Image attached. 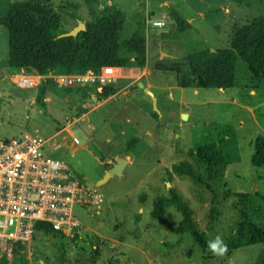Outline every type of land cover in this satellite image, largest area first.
Segmentation results:
<instances>
[{"label":"rangeland","instance_id":"1","mask_svg":"<svg viewBox=\"0 0 264 264\" xmlns=\"http://www.w3.org/2000/svg\"><path fill=\"white\" fill-rule=\"evenodd\" d=\"M12 1L24 0H0V17H6ZM108 1L129 15L121 40L137 29L138 17L134 12L139 6L141 13L142 5L143 11L146 8L153 10L151 19L161 18V11H166V16L162 17L165 22L162 28L150 26V31H147L142 25L138 30L146 41L148 80L158 86L177 84L179 66L181 63L184 65L182 58L185 54L205 48L229 49L233 32L256 15L264 14V0H243L242 3L235 0H51V3L62 16L61 28H68L71 15L85 17L89 9L96 10L98 5L103 7ZM165 1L184 19H191L189 30L178 32L173 28L169 6L159 5ZM224 7L230 10L229 14L224 12ZM200 13L204 16L201 17ZM120 51L124 54L122 48ZM7 59L8 30L0 24V79L4 76L0 80V133L3 137L37 135L47 139L49 152L55 150L51 140H59L63 142V149H58L59 157L78 173H90V179L99 176L104 167L89 150L96 154L95 148H99L101 155L114 161V154L121 156L126 149H132V163L123 168L122 174L112 175L97 187L105 198L99 213L75 208V216L84 225L82 239L80 233L76 240L70 241L59 235L35 232L32 240L15 254L10 264L264 263V244L227 250L223 256L212 254L211 259L204 260L201 249L188 232L172 233L164 223L150 216L157 198L170 197V190H175L194 210L197 226L205 231L209 241L220 236L227 243L238 221V212L233 204L240 200V193L248 192L246 205L250 219L264 229V166H252L245 152L240 163L229 164L225 176L223 174L215 181L214 198L205 186L171 172L172 165L180 161L195 165L188 150L207 141L204 134L209 125H229L237 140H250L261 133L252 123L250 114L231 100L234 98L236 103L256 107L254 114L263 123L264 88H256L254 96L249 94L251 71L246 62L238 58L234 86L224 92L217 88H199V93L194 95L192 89L187 88L184 89L185 102H179L178 90L154 87L158 112L153 109L151 97L137 85L128 95L115 101L100 98L98 103L87 106L82 99L80 106L84 105L85 109H78L77 114H73L76 118H84L77 123L74 120V137L80 142L74 148L66 132L57 139L48 138L57 128L72 122V110L78 106L70 107L73 97L64 87L49 83L46 86L49 100L41 105L36 101L37 89L12 85L10 77L16 69L8 65ZM140 82L145 85L146 78ZM78 88L85 92L82 87ZM169 92L173 96L169 97ZM82 93L77 97L81 98ZM186 111L189 116L184 118ZM154 112L157 117L153 116ZM132 139L137 142L129 147ZM96 140L103 143L112 140L114 143L101 147ZM211 207L215 208L212 214ZM165 215L173 226L181 220L180 213L172 205L166 208ZM103 236L115 240L109 241Z\"/></svg>","mask_w":264,"mask_h":264},{"label":"trees","instance_id":"2","mask_svg":"<svg viewBox=\"0 0 264 264\" xmlns=\"http://www.w3.org/2000/svg\"><path fill=\"white\" fill-rule=\"evenodd\" d=\"M91 13L92 18L85 22L84 31L76 36L58 37L68 30L61 28L62 16L50 0L10 4L6 17H0V24L8 30V65L13 69H34L40 74L82 73L87 70L98 72L103 66L122 69L135 67L141 72L146 66V41L138 32L143 25L138 11L134 12L138 17L137 29L123 40L120 37L127 17L125 12L114 5H105ZM169 17L176 31L184 32L191 28V24L171 6ZM238 58L250 68L251 87L264 88V14L256 15L248 24L236 29L231 35L229 49L211 51L205 48L185 54L182 58L184 65L181 63L179 66L177 85L183 88H232ZM49 83L43 82L37 88L36 101L41 105L45 103L46 86ZM64 90L67 93L72 91L71 87H64ZM116 90L117 85L109 84L102 86L100 92L95 91L99 98H104ZM84 91L81 99L88 96ZM153 116L157 117V114L154 112ZM204 135L207 140L205 143L188 150L195 165L189 161H180L172 165L171 172L187 176L193 183L205 186L214 198L215 181L225 174L228 164L239 161V153L234 132L229 125H209ZM136 142V139L130 140L129 147ZM252 146V166H264V135L258 134ZM167 172L170 173V170ZM170 193V197L157 198L152 206L151 218L164 223L172 233L188 232L201 249L202 258L211 259L212 253L207 248L208 236L197 226L194 210L175 190H170ZM239 198L233 204L238 212V221L235 222L232 237L227 240L228 250L264 244V229L250 219L247 210L248 194L240 193ZM171 205L181 215L176 226L170 224L165 215L166 208ZM214 210L211 207L210 213ZM35 232L62 237L44 222L35 224ZM19 249H24V246L19 245Z\"/></svg>","mask_w":264,"mask_h":264},{"label":"built area","instance_id":"3","mask_svg":"<svg viewBox=\"0 0 264 264\" xmlns=\"http://www.w3.org/2000/svg\"><path fill=\"white\" fill-rule=\"evenodd\" d=\"M144 25L146 30L160 29L165 22L146 15ZM120 77V67L115 66H103L98 72L48 74L21 68L10 80L18 88L37 89L47 81L58 87L101 88L115 85ZM46 140L29 134L6 138L0 133V264H10L22 250L19 245L32 240L37 222L48 224L67 240H76L83 224L75 208L98 214L105 202L97 187H89L65 161L49 154ZM71 140L79 144L76 137Z\"/></svg>","mask_w":264,"mask_h":264},{"label":"crops","instance_id":"4","mask_svg":"<svg viewBox=\"0 0 264 264\" xmlns=\"http://www.w3.org/2000/svg\"><path fill=\"white\" fill-rule=\"evenodd\" d=\"M24 1H27V0H24ZM51 1V0H50ZM21 2H23V1H21ZM12 3H13V1H12ZM110 4V2L108 1V4L107 5H109ZM110 5H112V4H110ZM159 5H165V6H169V2L168 1H165L164 3L162 2V3H160ZM100 7H102V5H98V8H96V10H98ZM172 7V6H171ZM118 8V7H117ZM224 9V12L226 13V14H229L230 13V10L229 9H226L225 7L223 8ZM140 10V11H139ZM94 10L93 9H89V12H88V14L85 16V17H81V16H77V15H71L70 16V18H71V20H70V25L68 26V28H65V27H63V29H66V30H70V29H72L76 24H77V22L78 21H82V22H86V21H88V20H90L91 18H92V13L91 12H93ZM124 12V11H123ZM166 11H164V10H162L161 11V14H162V17H164V16H166V13H165ZM130 13H132V11L130 12ZM138 13H139V15H140V17L142 18V24H143V18H145L146 16L145 15H148V16H150V18H151V16L153 15V10H149V9H145L144 11H143V5H142V13H141V9H140V6H139V9H138ZM133 14V13H132ZM126 15H127V13H126ZM201 17H203L204 16V14L203 13H200L199 14ZM133 16V15H132ZM129 17V15H127V17H126V20H127V18ZM162 17L161 18H159V19H162ZM159 19H152V20H159ZM125 20V21H126ZM187 21L191 24L192 23V21H191V19H187ZM125 24V23H124ZM143 26L145 27V25L143 24ZM191 26H192V24H191ZM174 28V27H173ZM147 31H150V30H147ZM147 58V57H146ZM132 68V69H131ZM130 69H122V68H120V75H121V77H120V79L118 80V81H120L119 82V84L117 85V90H116V92H114L113 94H111V95H108L107 97H104L103 99H105V100H107V101H115L116 99H119V97H121V96H126V95H128L130 92H131V88H133L135 85H137L138 86V84L139 83H141L140 82V80L142 79V78H146V84L144 85V84H142L143 85V87H146V88H148L150 91H152L153 92V94H154V96L156 97V94H155V92L153 91V88L154 87H157L158 89H164V88H167V89H170V90H178L179 92H178V96H179V102H185V99H184V97H185V93H184V89H187V88H191V87H185V88H183V87H180V86H178L177 84H175V83H173V84H169V85H166V86H158V85H153V83L150 81V80H148V75H149V70L147 69V67L145 66L144 67V69L140 72V71H138L136 68H134V67H131ZM4 79V76H2L1 77V79L0 80H3ZM83 89H85L86 90V92H87V94H88V96L86 97V98H83V100L81 99V98H78L77 97V95L78 94H80V93H82V89H79L78 87H74V88H71V92L69 93L72 97H73V99H72V102L69 104V105H71L70 107H75V105L77 106V108L75 109V108H73V110H72V115L74 114V113H76L77 114V110L79 109V110H84L85 109V107H84V105H83V107L82 106H80V100H82V101H84V102H86V105L87 106H91L92 105V103L93 102H99L98 100L100 99L97 95H96V93L94 92V86H86V87H82ZM192 89V94H194V95H197L198 93H199V88H191ZM212 89V88H211ZM256 88H252V87H250V95H256L257 94V91L255 90ZM259 89V88H258ZM95 90H97V92H100L101 91V88H95ZM218 91H220V92H224V91H226V89H222V88H220V89H218ZM60 95V94H59ZM58 95V97H63V96H59ZM168 95H169V97H171V96H173V94L171 93V92H169L168 93ZM233 96H235V94L233 93L232 94ZM87 98H90V100L91 101H88L87 100ZM48 100H49V98H48V96H46L45 97V99H44V101H46V102H48ZM232 100V103L234 104V105H238V107L239 108H241V109H243V110H245L246 112H248L249 114H250V117H251V121H252V123L259 129V132H261V133H258V134H263L264 135V121H263V123L261 122V121H258V116H256L255 114H254V112H255V109H257L256 107H254V106H250V105H248V104H239V103H236L235 101H234V98L233 99H231ZM157 101H158V99H157V97H156V104H157ZM79 112V111H78ZM75 114V115H76ZM75 115H73V120H72V122L71 123H69L66 127H59V128H57L48 138L49 139H53V138H56L57 139V137L62 133V132H66L68 135H69V137L71 138V135H73L74 136V125H75V123H77L79 120L80 121H82V120H84V118L83 117H77L76 118V116ZM185 115L188 117L189 116V113H188V111H186V113H185ZM75 116V117H74ZM65 119L67 120V118L65 117ZM65 120V121H66ZM74 120H76V122L74 123ZM126 120L128 121V118H126ZM243 124V123H242ZM89 126L91 127V128H93V126H91L90 124H89ZM257 134V135H258ZM147 135L148 136H150L151 135V132L150 131H148L147 132ZM234 135H235V140H236V144H237V147H238V153H239V161L238 162H235V163H231V164H236V163H240V161L242 160V153L243 152H245L247 155H248V158H249V160L251 159V156H252V154H253V146H252V141H253V139L255 138H253V139H250V140H237L236 139V134L234 133ZM49 141V140H48ZM53 143V148H54V146L57 144V145H59V147L58 148H54L55 150H50V152H49V150H48V152H49V154H51L52 156H54V157H57V158H60L61 160H63V161H65V159H63V158H61V157H59V155H58V152H59V150L58 149H63V142H61V141H59V140H55V139H53V140H51ZM72 141V140H71ZM91 141V140H90ZM244 141V142H243ZM96 142H97V144L98 145H100L101 147L103 146V145H106V144H109L110 145V143L111 144H113L114 142L112 141V140H105V143H103V141L102 140H96ZM72 143V142H71ZM90 143V142H89ZM79 144H80V142H79ZM79 144H77V145H79ZM72 145H74V148L75 147H77V145H75V144H73L72 143ZM131 150L132 149H126V151L124 152V154L123 155H119V156H117V155H113L114 156V161H112L108 156H103V155H101L100 154V150H99V148L97 149V148H95V153L96 154H94V152H92L91 150H89L88 152L89 153H91L92 155H93V157L95 158V159H97L98 160V162H99V164H100V166H102V167H104L103 168V171H102V173L99 175V176H97V177H94V179H90L89 177H90V173L88 174V173H85V175L84 174H82V173H78L77 171H75L68 163V166L80 177V178H82V179H84L85 181H89V182H95V181H97V180H99L101 177H102V175L105 173V171L108 169V168H110L111 166H113L114 164H115V162H116V160L118 159V158H123V159H125V160H127V164L125 165V167L127 166V165H129V164H131L132 163V157H131ZM91 151V152H90ZM112 152H108L107 154H111ZM104 154V153H103ZM66 162V161H65ZM229 165V164H228ZM227 165V166H228ZM124 167V168H125ZM124 171V169L122 170V172ZM225 172H226V169H225ZM224 176H225V174H224ZM262 177H260L259 179H261ZM254 185H255V183H253ZM255 190H257V188L255 189ZM255 192H257V191H255ZM245 193H248V192H245ZM258 193H259V191H258ZM262 197H264V196H262ZM100 211V210H99ZM83 224V223H82ZM83 228H84V225H83ZM80 238L82 239L83 238V229L80 231ZM63 237V236H62ZM104 238H106L107 240H109V241H114L115 239L114 238H112V237H109V236H103ZM111 245H113V244H111ZM134 262H132V264H133Z\"/></svg>","mask_w":264,"mask_h":264},{"label":"water","instance_id":"5","mask_svg":"<svg viewBox=\"0 0 264 264\" xmlns=\"http://www.w3.org/2000/svg\"><path fill=\"white\" fill-rule=\"evenodd\" d=\"M85 29H86L85 23L82 21H78L77 24L72 29L68 30L65 33L60 34L58 37L76 36L79 32L84 31ZM211 51H215V50H211ZM138 86L141 87L144 90V92L151 97L153 109L156 112H158V109L156 106V97L154 96L153 92L150 91L148 88L143 87L142 83H139ZM87 100L91 101L90 98H87ZM183 117L186 118V115L183 114ZM126 164H127V160H125L123 158H118L116 160L115 164L113 166H111L110 168H108L105 171L104 175L99 180H97L95 182L86 181L87 185L91 188L98 187L101 184H103L104 182H106V180L109 177H111L112 175H121L122 170Z\"/></svg>","mask_w":264,"mask_h":264},{"label":"clouds","instance_id":"6","mask_svg":"<svg viewBox=\"0 0 264 264\" xmlns=\"http://www.w3.org/2000/svg\"><path fill=\"white\" fill-rule=\"evenodd\" d=\"M207 248L213 255L216 256H223L228 250L226 243L220 236H217L212 241H209Z\"/></svg>","mask_w":264,"mask_h":264}]
</instances>
